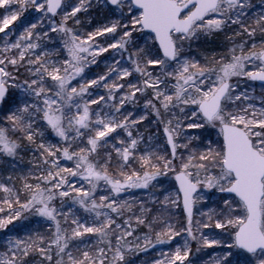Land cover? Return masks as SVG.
Segmentation results:
<instances>
[{"label": "snow or ice", "instance_id": "obj_1", "mask_svg": "<svg viewBox=\"0 0 264 264\" xmlns=\"http://www.w3.org/2000/svg\"><path fill=\"white\" fill-rule=\"evenodd\" d=\"M251 7L0 0V162L36 157L19 186L0 172V264H131L157 244L174 250L154 264H197L209 249L211 264H264V96L257 106L240 90L241 80L264 83V12L251 17ZM219 36L231 46L191 55ZM110 50L107 71L89 78ZM146 120L155 131H141ZM150 187L160 189L152 207L133 212L121 199ZM210 192L215 207L202 211ZM30 217L39 227L24 232Z\"/></svg>", "mask_w": 264, "mask_h": 264}, {"label": "rangeland", "instance_id": "obj_2", "mask_svg": "<svg viewBox=\"0 0 264 264\" xmlns=\"http://www.w3.org/2000/svg\"><path fill=\"white\" fill-rule=\"evenodd\" d=\"M250 3L252 7L248 10L251 17H255L259 15L261 12H264V3H262V0H250ZM106 11V10H105ZM105 11L98 12L97 8L94 6L93 9L90 10L92 17L95 18L97 22L104 20ZM3 13V10L0 9V14ZM35 13H25L24 17H21L20 20L14 22L13 26L15 29H19V26L22 23H25L26 19L31 20L34 19ZM81 18L84 19L83 14L81 15ZM251 22V20L249 21ZM71 24V22H69ZM55 36V34H51ZM3 34L0 33V37H2ZM57 39V44L52 45L50 44L49 47H58L59 46V40ZM239 39V38H237ZM244 39H247L246 37ZM257 42L259 43V36H257ZM2 43V41H0ZM231 45H228L225 41L224 36H219L215 38L214 42L209 45L202 46L199 50H194L191 55L196 56L198 58H203V56H211L213 54L221 53L225 50L226 47H230ZM115 53L113 50H110L108 53H104L102 56L98 58L99 66L93 65L88 70V77L93 78L98 74H102L107 71L106 65L111 64L112 60L111 57L114 56ZM240 90H246L250 96H253L254 103H256L257 106H259L260 98L264 96V84L256 83L249 80H241L240 81ZM94 98H98L100 94L106 95V90L104 88H98L94 89ZM10 94L15 95L16 90L10 89ZM93 108L96 106L93 105ZM130 108L132 106H129ZM135 111L137 114H143L142 113V104L135 106ZM153 117H149V120H152ZM141 131H155V125L149 126V121L146 120L144 123L140 126ZM58 138H56L54 135L49 136L47 139V142H56ZM36 162V157L33 156L32 153H20L15 161H12L8 158H5L3 162H0V172L4 176L12 175L14 182L19 186L23 182L24 177H30V172L33 170V164ZM61 166H67L71 167L72 162L66 161L61 158L60 160ZM19 178V179H17ZM82 182H77L76 186H81ZM84 187H87L86 184L83 185ZM160 189L158 187L153 188L150 187L149 189H129L121 194V199L129 201V203L132 206V211L136 212L140 207L141 204H143L146 207H152V201L156 198V196L159 195ZM103 194L102 192L97 193V199L99 198V195ZM155 194V195H154ZM219 194L215 192L208 193V198L206 200V206L205 201H200L197 204V208H199L202 211H207L209 208L215 207V201L218 199ZM162 199V197H161ZM68 204H71V201H68ZM177 212H180L181 209H176ZM139 214V213H138ZM78 215H82V213H78ZM130 216V213L128 214ZM125 218H128L127 216ZM180 217H177L179 219ZM32 222H29L30 224ZM133 226L135 227V218H132ZM39 226L36 222H33L28 226V229H25L24 232H27L30 229H35ZM46 228V227H45ZM43 230V229H42ZM146 231L145 228L141 227L137 230V234L143 235V233ZM24 232L21 233V235L24 234ZM131 239V238H130ZM4 235L0 234V242H3ZM176 242L182 243V239L180 237L176 238ZM170 250H174V245H159L157 244L155 247H152L151 245L147 246V251L137 250L136 253L129 254L127 259L131 262V264H154V261L156 259H160L161 252H169ZM193 252L195 253V245H193ZM212 255H215V253L212 252L211 249L207 250V252H201L196 255L197 264H211V257Z\"/></svg>", "mask_w": 264, "mask_h": 264}, {"label": "trees", "instance_id": "obj_3", "mask_svg": "<svg viewBox=\"0 0 264 264\" xmlns=\"http://www.w3.org/2000/svg\"><path fill=\"white\" fill-rule=\"evenodd\" d=\"M29 222H32V223L35 222V219L30 217L29 220L24 221V223L27 224L28 226H29L30 224H32V223L28 224ZM37 227H39V226H37ZM43 230H47V226H46V228H44ZM53 230H54V228H53Z\"/></svg>", "mask_w": 264, "mask_h": 264}, {"label": "water", "instance_id": "obj_4", "mask_svg": "<svg viewBox=\"0 0 264 264\" xmlns=\"http://www.w3.org/2000/svg\"><path fill=\"white\" fill-rule=\"evenodd\" d=\"M257 82L262 83V82H260V81H257ZM181 206H182V205H181Z\"/></svg>", "mask_w": 264, "mask_h": 264}]
</instances>
